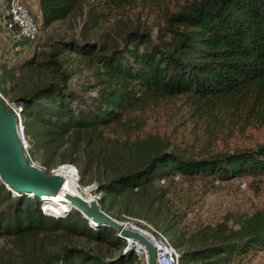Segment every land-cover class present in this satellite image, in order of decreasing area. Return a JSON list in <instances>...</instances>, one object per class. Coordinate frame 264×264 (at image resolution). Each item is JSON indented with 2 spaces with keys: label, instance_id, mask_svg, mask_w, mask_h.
Segmentation results:
<instances>
[{
  "label": "trees",
  "instance_id": "1",
  "mask_svg": "<svg viewBox=\"0 0 264 264\" xmlns=\"http://www.w3.org/2000/svg\"><path fill=\"white\" fill-rule=\"evenodd\" d=\"M82 1L39 0L42 26L69 18ZM62 45L83 56L92 74L84 82H70L61 62L51 58L57 80H36L30 74L15 87L9 100L26 99L22 110L25 135L32 142L29 156L39 155L48 171L52 155L60 153L62 163L80 167L81 183L87 184L88 176L98 179L111 203L103 199L101 207L111 214L115 208L116 218L140 217L158 225L180 250L181 264H261L249 259L264 249V210L237 229L222 224L187 229L181 226L190 201L175 204L173 195L195 179L264 174V144L187 154L154 136H141L142 120L134 113L181 97L188 114L201 120L213 139L264 125V0H192L166 18L157 36L136 28L110 48L89 39ZM3 83L0 72V91L7 94ZM41 204L40 196L15 192L0 181V237L62 230L107 241L120 251L108 256L67 245L50 259L32 257L25 264L137 261L136 252L125 249V240L113 237L109 226H93L76 208L48 216Z\"/></svg>",
  "mask_w": 264,
  "mask_h": 264
},
{
  "label": "rangeland",
  "instance_id": "2",
  "mask_svg": "<svg viewBox=\"0 0 264 264\" xmlns=\"http://www.w3.org/2000/svg\"><path fill=\"white\" fill-rule=\"evenodd\" d=\"M105 1L107 0H83L79 10L69 18L43 27L39 0H25L41 26L38 41L29 42L22 37H14L13 33L4 27L7 0H1L0 72L8 91L3 95L9 100L17 92L15 87L21 85L30 74L36 80H57L55 67L49 62L51 58H57L61 62V68L70 74V82L88 80L92 69L87 67L83 56L74 50L65 49L62 41L89 39L110 48L120 43L122 35L128 30L141 28L157 36L165 25L166 18L192 0H129L114 5L111 2L104 3ZM182 102L181 97H175L164 100L157 106L151 105L136 110L134 115L138 120H142L141 129L138 130L141 136L159 138L169 149H179L193 155L252 148L264 144V125L250 126L242 132L213 139L215 136H209L207 131H204L202 121L192 118L188 114L189 108L183 106ZM28 141L32 146L30 138ZM61 157L60 153L52 155L53 167L48 170L49 173H53L57 166L63 164ZM33 160L47 171L39 155L33 157ZM77 167L80 170V167ZM86 179L87 183L98 181L96 178L91 179V176ZM185 186L186 184L178 195H173L175 204L179 199L182 202L190 201V207L186 208L188 211L182 219V228L222 224L229 230L237 229L243 225L245 218L258 210H264L263 173L223 181L200 178L195 179L190 186L187 185L188 188ZM109 199L106 193L104 202L111 205ZM111 212L112 214H109L118 217L115 208H112ZM167 236L170 238L168 234ZM113 237H116L115 233ZM67 245L82 246L108 256H116L120 251V248L107 241H96L84 235L47 229L21 238L0 237V264H25L32 257L36 260L50 259L49 257L59 253ZM249 261L264 264V249L256 251ZM134 264L146 263L138 257Z\"/></svg>",
  "mask_w": 264,
  "mask_h": 264
},
{
  "label": "water",
  "instance_id": "3",
  "mask_svg": "<svg viewBox=\"0 0 264 264\" xmlns=\"http://www.w3.org/2000/svg\"><path fill=\"white\" fill-rule=\"evenodd\" d=\"M25 100L24 97H19L7 102L0 96V179L7 188L15 192L33 193L38 196H42L45 192L57 193L62 190L65 176L60 173H49L33 164L18 135L15 108L22 106ZM65 194L73 206L91 221L99 225H107L143 243L148 251L147 264H159L154 244L145 235L127 228L106 212L99 200L88 201L71 192Z\"/></svg>",
  "mask_w": 264,
  "mask_h": 264
},
{
  "label": "built area",
  "instance_id": "4",
  "mask_svg": "<svg viewBox=\"0 0 264 264\" xmlns=\"http://www.w3.org/2000/svg\"><path fill=\"white\" fill-rule=\"evenodd\" d=\"M4 27L12 32L14 37H22L29 42L38 41L41 35V26L25 3V0H7V17ZM0 96L3 100L9 102V100L1 93V91ZM15 114L18 122V135L20 137L23 148L29 156V148L31 147V144L29 143L25 135L22 106H17L15 108ZM29 158L33 164L42 168V166L35 162L33 158H31V156H29ZM68 168H71L74 171L77 189L81 193V196L83 198L88 201H101L104 199L106 194L99 188L97 182L94 181L83 185L80 184V171L77 165L73 163H63L57 166L52 172L60 173L65 176L66 179V170ZM164 182L165 179H161V183ZM60 192L63 195V198L61 199L57 200V196H53L55 199L54 201H47L45 198H42L41 209L43 213H45L46 215H55L56 217H60L68 213L71 209L75 208L72 205L71 201L66 197L65 193L68 191L64 190V185ZM29 194L34 195L33 193ZM117 219L127 228L145 235L149 239V241L154 244L157 250V261L159 264H181L180 250L173 244V242L162 229L155 226L154 224H151L146 219L140 217L125 216L124 218ZM91 222L93 226L96 225L95 222ZM115 234L125 240V249L132 248L136 252L138 257H140L147 264L148 251L143 243L123 235L121 231H115Z\"/></svg>",
  "mask_w": 264,
  "mask_h": 264
},
{
  "label": "bare ground",
  "instance_id": "5",
  "mask_svg": "<svg viewBox=\"0 0 264 264\" xmlns=\"http://www.w3.org/2000/svg\"><path fill=\"white\" fill-rule=\"evenodd\" d=\"M66 172H67L66 173L67 177H66L65 183H64V190H67L68 192H71L73 194H77V195L81 196V193L77 189V183H76V180H75V177H74V171L71 168H68L66 170ZM53 196H57V200L63 198L62 197L63 195H62V193L60 191L58 193H54V194H52V193L51 194H46V192H45V193L42 194V197L41 196L40 197L41 198H45L47 201H54L55 199H54ZM59 196H60V198H59ZM100 204H101V201H100ZM48 216H53V217L57 218L55 215H48Z\"/></svg>",
  "mask_w": 264,
  "mask_h": 264
},
{
  "label": "crops",
  "instance_id": "6",
  "mask_svg": "<svg viewBox=\"0 0 264 264\" xmlns=\"http://www.w3.org/2000/svg\"><path fill=\"white\" fill-rule=\"evenodd\" d=\"M1 1V0H0ZM41 15V14H40Z\"/></svg>",
  "mask_w": 264,
  "mask_h": 264
}]
</instances>
